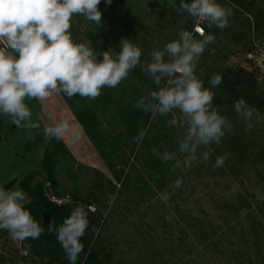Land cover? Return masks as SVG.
<instances>
[{"label":"rangeland","instance_id":"374dc122","mask_svg":"<svg viewBox=\"0 0 264 264\" xmlns=\"http://www.w3.org/2000/svg\"><path fill=\"white\" fill-rule=\"evenodd\" d=\"M245 1L253 4L255 15H260L259 27L253 15H238L233 8L230 26L212 32L215 41L199 57L197 65V73L203 71L201 79L206 88L211 87L209 80L213 74L225 73L227 69L248 73L244 64L252 35L264 40V0ZM178 6L177 0H112L110 5L101 0L102 26L73 16L72 37L79 43L90 42L97 52L108 50L113 55L119 53L120 41L129 39L141 48V63L147 64L151 62L153 42H157L155 50H158L164 43L178 39L181 30L191 31L187 13L178 12ZM245 18L251 23L249 30ZM213 48L215 54H210ZM242 76L247 90L254 95L261 93L264 101V82L253 89L248 77ZM157 87L137 66L116 88L101 90L99 97L106 101L104 109L99 108L98 112L101 122L110 131L120 130L119 106H134L140 97ZM212 91L215 105L222 95H219V86ZM25 103L33 113L32 120L39 122L40 127L18 128L10 116L0 114V188L21 189L19 182L38 167L51 138L44 134L45 125L67 119L81 133V138L73 143L66 136L62 141L73 158L89 169L74 166L70 175L59 170V179L67 184L69 191L77 188L85 192L91 188L92 181H98L92 172L96 169L116 186L115 194L107 196V208L100 210L108 221L102 232V247L114 254L110 264H264V109L259 110L262 122L257 123L253 116L252 129L245 131L234 105L222 108L224 112H231V122L249 145L250 158L242 169L229 159L223 167L213 170L215 158H210L207 164L201 162L186 172L177 169L172 173L174 161L163 162L154 155L153 149L161 154L177 150V136L184 131L178 126V110L166 117H152L154 127L148 129V144L136 157H131L130 163L136 168L130 171L129 187L122 190L60 94L43 102L26 99ZM173 119L177 123L169 126L167 122ZM204 150H198V155ZM154 158L156 164H163L164 172L172 176L173 181L182 178V186L174 193L167 194L171 193L169 188L154 191L149 181ZM145 179L149 184L143 182ZM28 203L30 197L25 205ZM201 230L206 231L205 234L215 230L212 237L215 245L205 244L206 237L199 233ZM23 249L21 241H14L7 231L0 241V258L4 264H22ZM27 264H31L30 261Z\"/></svg>","mask_w":264,"mask_h":264},{"label":"clouds","instance_id":"9594fccd","mask_svg":"<svg viewBox=\"0 0 264 264\" xmlns=\"http://www.w3.org/2000/svg\"><path fill=\"white\" fill-rule=\"evenodd\" d=\"M111 2L106 0L108 5ZM100 3L101 0H0V114L10 116L18 128H39L26 99L43 102L62 93L69 99L79 96L94 100L103 88H116L139 66L158 87L140 97L134 106L150 112L153 118L178 110V126L184 129L177 136L176 151L161 154L153 149L154 155L165 163L174 161L172 173L177 169L186 172L201 162L207 164L214 151L212 146H219L226 134H233L234 125L213 104L212 88L221 84L222 75L213 74L211 87L206 88L201 79L203 71L197 73L199 57L215 41V34L206 33L202 24L208 29L229 27L231 0L224 5L217 0H181L177 11L187 13L194 22L193 30H181L178 39L164 43L158 50L157 42H153L151 62L147 64L141 63V48L129 39L120 41V51L115 55L108 50L97 52L90 42L74 41L73 16L102 26ZM196 34L201 38L197 39ZM210 54H215L214 48ZM234 110L244 122L245 131L252 129L253 116L257 123L262 122L259 109L243 97L235 101ZM167 123L172 126L177 120ZM147 133V128L140 129L134 142L142 143ZM44 134L57 140L68 136L73 143L81 138V133L63 118L45 125ZM200 149L205 150L198 155ZM229 156L228 152L217 156L213 170L223 167ZM181 186L182 178L177 177L168 186L171 193H166L170 195ZM28 201L22 189L0 188V229L7 230L14 241L38 239L44 234V228L24 206ZM89 223L87 212L79 206L58 227L49 222L48 231L55 233L69 264H76L83 251L81 240Z\"/></svg>","mask_w":264,"mask_h":264},{"label":"trees","instance_id":"16d2710c","mask_svg":"<svg viewBox=\"0 0 264 264\" xmlns=\"http://www.w3.org/2000/svg\"><path fill=\"white\" fill-rule=\"evenodd\" d=\"M177 1L179 4L181 3V0ZM184 2L190 3L191 0H184ZM217 2L224 5L228 3V0H217ZM231 5L235 8V12L238 15H249V13L253 15L257 22V27H259L260 15H255L256 9L251 2L231 0ZM245 19L246 29L249 30L251 23L248 18ZM188 21L192 30L194 22L190 18ZM204 27L206 33L213 32L216 29V27L208 29L205 25ZM196 37L198 39L201 38L197 35ZM104 40L106 41L107 39L104 38ZM219 74L223 77L219 85V95H222L223 100L217 99L214 102V106L218 107L221 113L226 115L229 120L232 116L231 112L229 110L224 112L222 108H226L227 105L233 106L235 101L241 97L249 105L259 110L264 109L261 93L254 95L253 91L247 90L244 86L245 80L242 75L248 77L249 81L252 82L250 83L251 88L256 89V87H259L252 74L242 72L241 70L234 72L231 69H227L225 73ZM223 95L226 96V99L223 98ZM60 96L109 171L113 181L122 190L127 189L131 182L130 171L136 168L135 165L130 163L131 157H136L148 144L147 135L139 145L134 142L133 137L142 128L149 129L150 126L154 127L151 125L152 114L129 104L123 107L119 106L118 112L122 128L120 130L111 129L110 131L101 122L98 115L99 108L104 109L106 105V101L103 98L98 97L90 100L74 96L69 99L62 93ZM242 137L243 135L236 131L234 125L233 134H226L219 146H212L214 151L210 158H215L216 160L217 156L228 152L230 156L226 163L230 159L232 163L238 164L240 169H242L250 158L249 145ZM151 162L155 164L151 166L152 175L149 176V181H152L154 191L162 192L172 183L173 178L164 172L162 163L158 162L156 164L157 160L155 158ZM74 166L83 170L89 169L73 158L62 140L51 137L43 151L42 160L38 167L19 182L20 188L31 199V202L25 205V207L30 210L33 217L44 228V234L38 239L29 238L21 241V245L24 248L22 252L24 256L20 258L22 264H27V261H30L31 264H69L55 233L48 231V225L52 221L54 222V226L58 227L70 215L71 211L78 206L87 212L90 223L86 234L82 237L81 242L84 247L83 251L79 254L76 264H110V259L114 254L113 252L107 253L104 247H102V232L107 226L108 221L106 218H103L100 210L107 208L105 204L107 196L115 194L116 186L100 171L93 169L94 177L98 181H92L91 188L88 191L79 192L77 188L69 191L67 184L59 179L58 171L62 170L67 175H70ZM143 182L149 184L148 179L143 180ZM47 184L49 185L48 188L46 187ZM122 190L119 192L121 193ZM51 198L59 200L61 203L56 204L51 201ZM89 207L93 208L94 211H89ZM96 230L99 231L98 234H96ZM205 232L204 230L199 232L206 237L203 240L205 244L208 246L215 245V242L212 240V237L216 234L215 230H210L207 234ZM6 235L7 231L0 229V241ZM0 264H4L2 258H0ZM115 264L120 263L116 262Z\"/></svg>","mask_w":264,"mask_h":264},{"label":"built area","instance_id":"2783aa9c","mask_svg":"<svg viewBox=\"0 0 264 264\" xmlns=\"http://www.w3.org/2000/svg\"><path fill=\"white\" fill-rule=\"evenodd\" d=\"M202 26H204V24H202ZM196 35L199 37L198 34ZM244 69L248 73L252 74L258 84L264 82V40H261L254 35H252L250 41V49L245 55ZM46 187L48 188L49 185L47 184ZM51 201L56 204L61 203V201L55 200L54 198H51ZM88 209L91 212L94 211L91 207Z\"/></svg>","mask_w":264,"mask_h":264},{"label":"crops","instance_id":"0c3cea01","mask_svg":"<svg viewBox=\"0 0 264 264\" xmlns=\"http://www.w3.org/2000/svg\"><path fill=\"white\" fill-rule=\"evenodd\" d=\"M30 202H31V199H30ZM28 204H29V203H28ZM28 204H27V205H28Z\"/></svg>","mask_w":264,"mask_h":264}]
</instances>
